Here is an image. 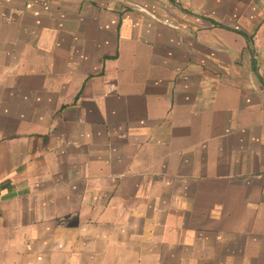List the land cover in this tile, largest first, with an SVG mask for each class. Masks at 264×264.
I'll use <instances>...</instances> for the list:
<instances>
[{
    "label": "crops",
    "instance_id": "1",
    "mask_svg": "<svg viewBox=\"0 0 264 264\" xmlns=\"http://www.w3.org/2000/svg\"><path fill=\"white\" fill-rule=\"evenodd\" d=\"M0 264H264V0H0Z\"/></svg>",
    "mask_w": 264,
    "mask_h": 264
}]
</instances>
